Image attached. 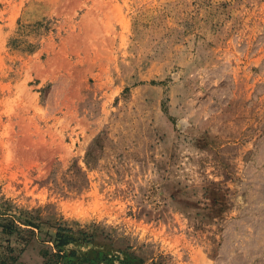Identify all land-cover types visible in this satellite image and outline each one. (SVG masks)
Instances as JSON below:
<instances>
[{
	"label": "rangeland",
	"instance_id": "rangeland-1",
	"mask_svg": "<svg viewBox=\"0 0 264 264\" xmlns=\"http://www.w3.org/2000/svg\"><path fill=\"white\" fill-rule=\"evenodd\" d=\"M0 212L17 264L59 228L115 264H264V0H0Z\"/></svg>",
	"mask_w": 264,
	"mask_h": 264
},
{
	"label": "trees",
	"instance_id": "trees-1",
	"mask_svg": "<svg viewBox=\"0 0 264 264\" xmlns=\"http://www.w3.org/2000/svg\"><path fill=\"white\" fill-rule=\"evenodd\" d=\"M0 216H3V213L0 212ZM18 230L19 228L16 227ZM14 227L10 222L0 221V264H17L20 258V254L17 255L15 252L12 239ZM21 232V230H19ZM66 238V239H65ZM74 236L62 228H59L55 233V248L56 252L50 251L44 255L45 260L41 264H115V261L119 259V256H114L108 253L101 254L98 253L97 256L90 255L89 253L78 256L76 248H64L68 246L69 243L75 241ZM22 249L20 252H23ZM139 260V261H138ZM122 264H145L142 260L137 259L133 256L127 255L126 258L121 260Z\"/></svg>",
	"mask_w": 264,
	"mask_h": 264
}]
</instances>
